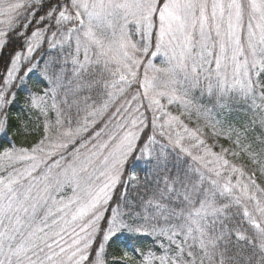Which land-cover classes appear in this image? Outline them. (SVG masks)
<instances>
[{
  "label": "snow or ice",
  "instance_id": "1",
  "mask_svg": "<svg viewBox=\"0 0 264 264\" xmlns=\"http://www.w3.org/2000/svg\"><path fill=\"white\" fill-rule=\"evenodd\" d=\"M0 264H264V0H0Z\"/></svg>",
  "mask_w": 264,
  "mask_h": 264
},
{
  "label": "trees",
  "instance_id": "2",
  "mask_svg": "<svg viewBox=\"0 0 264 264\" xmlns=\"http://www.w3.org/2000/svg\"><path fill=\"white\" fill-rule=\"evenodd\" d=\"M35 80H36V78L34 77V78H33V81H30V82H29L28 87H29L30 89H32V90H39V88H42L43 85H42V84H35V83H34ZM24 95H26V93H21V97H23ZM19 108H20V105L17 104V106L13 109V116H15L16 112L19 111ZM4 143H5V146H7V139H6V138L4 139ZM225 146H227V145H225ZM144 243H145V245H147V244L150 243V242H149V241H145ZM111 251H112V249H110V252H111ZM116 254H119V253L117 252Z\"/></svg>",
  "mask_w": 264,
  "mask_h": 264
}]
</instances>
